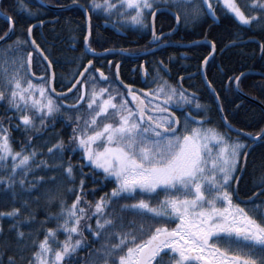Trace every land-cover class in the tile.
<instances>
[{"label": "snow or ice", "instance_id": "1", "mask_svg": "<svg viewBox=\"0 0 264 264\" xmlns=\"http://www.w3.org/2000/svg\"><path fill=\"white\" fill-rule=\"evenodd\" d=\"M215 2L242 26L264 33V0L243 5L237 0ZM72 3L86 16L84 55L99 60L115 52L112 48L102 52L92 48L88 8L78 0ZM9 6L31 17L38 15L28 12L23 0ZM89 7L94 12L102 9L109 17L119 16L125 24L130 22L149 35L148 44L154 47H146L143 55H155L161 47L171 45L168 37L180 27L194 29L204 23L205 14L213 22L219 19L213 0H103V4L91 0ZM157 13L174 21L169 32L163 27L157 31ZM5 18L8 31L0 35V41L14 31L12 17ZM34 27L37 25L30 24L27 38H17L10 46L15 53L7 62L10 67H0V101H7L6 112H14L7 117L10 124L13 119L18 121L12 127L25 133L15 149L9 127L0 118V202L11 205L0 210V220L10 221L8 232L15 239L14 254L7 256L6 264H71L78 250L89 248L85 230L104 241L100 248L91 249L86 264H264V174L254 184L257 191L245 193L247 198H241L239 187L250 152L258 142L264 145V127L255 134L235 127L229 117L239 115L240 105L229 101L233 107L226 109L224 103L228 94H242L241 84L249 74L242 70L231 75L224 72L216 63V42L205 35L209 51L200 59L197 73H189L187 79L197 74L203 79L220 116L218 127L209 126L210 107L200 102L196 92L183 87L185 77L175 84L165 78L170 69L162 59L150 63L151 74L140 65L145 87L137 89L120 80L119 62L107 61L110 79L102 70L104 65L96 67L92 59L81 64V57H75L78 70L71 73L70 86L64 85L67 91L57 93L51 87L53 62L33 38ZM199 43L193 41L192 45ZM241 43L230 39L220 51ZM257 43L259 59L264 61V42ZM23 47L31 51L24 53ZM33 52L49 70L48 78L40 83L30 78L35 76ZM213 70L224 76L221 91L209 79ZM260 76V82L251 87L264 93V73ZM98 82L105 86L98 88ZM57 118L70 122L67 141L56 134L54 141L34 145L33 137L39 139L49 126L54 127ZM77 150L85 164H73L70 156L65 158L66 152ZM86 166L89 173L83 171ZM97 170L114 186L98 200L88 201L85 177L97 183ZM40 171L46 175H38ZM91 191L94 194L96 190ZM66 194L74 195L71 204ZM53 204L59 209L55 213L48 211ZM40 210L45 211V218L38 221ZM125 213L139 217V222L126 219ZM49 221H54L55 227H46ZM61 234L63 240L59 239ZM6 241L0 225V264H5L6 253L13 252ZM29 248L32 251L25 256L24 250Z\"/></svg>", "mask_w": 264, "mask_h": 264}, {"label": "trees", "instance_id": "2", "mask_svg": "<svg viewBox=\"0 0 264 264\" xmlns=\"http://www.w3.org/2000/svg\"><path fill=\"white\" fill-rule=\"evenodd\" d=\"M48 4L55 6H63L72 4V0H43ZM91 0H78L79 4L84 5L90 11L91 16V25H92V35L90 37V42L92 48L96 50L103 51L104 48H122L130 50H144L146 47H149L148 44V35L145 34L143 30H137L138 26H133L130 22L127 23L126 26L121 27L124 31H126V40H123L122 35L115 34L110 29H102L99 23L101 20H109L114 24H118L119 19L114 16L109 17L106 13L103 12L102 9L96 10L95 12L91 7H89ZM98 3L103 4V0H97ZM238 3L250 2V0H237ZM24 3V0H23ZM14 5L15 0H2L0 4V10L3 14L7 16H11L15 29L13 35L0 46V67L9 68L10 64L7 63L11 59L14 58L15 53L11 50L10 46H13L14 41L17 38L24 40L26 39V29L30 24H34L40 20L46 21L50 20L43 28L44 40L41 38L40 34L34 33V37L41 49L46 50V54L49 55V59L52 60L53 69L55 72V86L57 89L67 90L64 85H68L69 81L72 80V72L77 71V62L74 61L75 57H81L79 63L86 64L88 59H92L97 63V59L92 55H84L85 48L83 44V37L86 34V20L84 16V12L79 7H73L67 13H70V17L67 22L61 18L62 11H54L47 7H44L40 4H32V6L28 7L27 4L24 6L28 12L38 13L36 17H31L27 15L25 12H17L14 11L12 7L9 5ZM214 8L216 9V15L219 19L215 22L205 14L204 23L195 27L194 29L189 28L185 29L184 27H180L178 34L176 35V39L184 38V40L193 42V41H204L205 35H207V39L209 41H215L217 45V53H216V63L223 68L224 72H227L229 75L232 72L245 71L249 72L248 77L243 80L241 84L242 94L237 95L235 92L228 94V100L224 101L226 109L228 107H233L229 101H235L236 104L240 105L239 115L233 119V117H229L230 121L237 128H242L245 132H252L255 134L260 130L261 127H264V109L257 103L253 102L251 99L258 100L259 102L264 101V93L258 90L255 87H251L253 83H259L261 80V73H264V61L259 59V44L257 42H264V33L258 31H252L247 26H242L238 23L230 14L227 13L226 9L222 4H217L215 0H213ZM61 12V13H60ZM60 13V14H59ZM58 16V18H57ZM56 20L55 22L51 20ZM156 26L158 28L163 27V30H170L174 27V21L167 14L159 15L156 20ZM8 31V22L4 18L0 17V35H3L4 32ZM104 32L105 40L101 41L99 39V33ZM125 33V32H124ZM236 38L239 41H245L248 39H255V41H247L242 43L240 47L235 48H227L224 52L221 53L220 49L224 44H227L230 39ZM136 40V42H134ZM191 50L194 51V66L198 69L200 64V59L207 55L209 48L205 42L199 43L195 46L191 45ZM22 51L24 53L31 51L29 47H23ZM243 52L245 55L242 57L239 55ZM175 50L170 49L168 52L163 53L158 57H154L152 60L156 61L159 57L168 64V67L174 66L175 62ZM169 57H171V62H169ZM111 58H119L122 62L120 65V72L125 79L124 73L129 68L133 67L132 60H130L126 56L121 55H107L103 57L105 60H110ZM117 60V59H116ZM143 61V60H142ZM117 61H114L113 64H116ZM44 62L40 59V57L34 52L33 53V72L36 77H30L33 80V83H40L42 79H47L49 76L48 69L45 68ZM140 68V66H138ZM150 67V66H148ZM146 68V66H145ZM82 70V69H79ZM104 71L109 72V76L111 79V73L109 69L104 65ZM232 70V71H229ZM209 79L214 81L215 87L217 91H221L224 87L223 81L224 76L219 70H213L209 72ZM200 84L202 85V102L205 103L208 107H210L211 111L207 113L208 118L211 121V126H220V116L216 112L215 104L212 102V97L210 95L209 90L205 87L204 82L200 78ZM224 93H222L223 99ZM249 97V98H248ZM71 101H66L65 103H70ZM7 108V101H0V118L4 120L6 126L9 127V131L11 133L13 147L15 149H19V142L24 140L25 133L24 131L18 130L12 127V124L18 123L15 119L9 123L7 117L14 116V112L12 110L5 109ZM233 110H235L233 108ZM61 112H64V109H61ZM223 130V129H221ZM71 132L70 122H66L64 119L57 118L54 127L49 126L46 131L41 133L39 139L35 136L33 137L32 143L34 145H41L44 140L51 139L54 141L56 139V134L63 137L65 141H67L68 135ZM234 136L235 133H232ZM42 151H46V148H42ZM71 157V161L73 164H85L81 157V153L77 150L73 153H65V158ZM83 171L85 173L90 172L89 167H84ZM38 175H46L43 171L37 173ZM264 174V145H261L259 142L254 147V150L250 152L247 158L246 170L243 173L240 181V194L241 198H247L245 193L251 195L253 191H257L254 187V184L258 183L260 177ZM51 175V173H48ZM57 178L61 177V173H55ZM97 183H93L91 179L85 177V189L88 190V195L86 199L88 201L98 200L101 195L107 193L114 186L108 180H104L102 174L97 170ZM79 181V176H77V182ZM95 189V193L91 191ZM3 195V194H0ZM66 200L68 204H71L74 199V195L66 194ZM147 199V197H145ZM131 202V201H121ZM155 202V201H153ZM43 203V200L41 201ZM11 205L8 203L0 202V210H8ZM18 206V205H17ZM35 207V205H33ZM58 207L53 204L48 211L52 213L57 212ZM126 219H135L139 222V217H133L130 213L124 214ZM45 218V211H38L36 219L43 220ZM91 223L93 226L95 225V217H93ZM10 221L8 220H0V225L3 226L5 230V235L7 236L6 243L11 246L13 252H8L4 255L3 259L5 260V264L7 261V256L14 254L15 250V239L14 234L8 232ZM46 227H55L54 221H49ZM27 233V226L22 228ZM84 237L89 241L88 249H81L75 254V259L71 262V264H86L89 252L93 248H100L104 243L102 239H94L90 233L85 230ZM43 236L39 237L42 239ZM65 237L63 234L59 236L60 240H63ZM32 249H25L24 255L29 256Z\"/></svg>", "mask_w": 264, "mask_h": 264}, {"label": "flooded vegetation", "instance_id": "3", "mask_svg": "<svg viewBox=\"0 0 264 264\" xmlns=\"http://www.w3.org/2000/svg\"><path fill=\"white\" fill-rule=\"evenodd\" d=\"M24 3H25V6L27 4L28 7L32 6V4H34V5L38 4L37 0H24ZM0 4H1V2H0ZM67 12L68 11H62V14H61V18L63 20H65L66 22H67L68 18L70 17V13H67ZM0 13L2 15L6 16L5 14H3L1 12V10H0ZM89 13H90V11H89ZM84 16H85V14H84ZM114 17L119 19V22H118L117 25L112 23V22H110L109 20H101V23H99V25L101 26V28L103 30L108 28V29L112 30L115 34L122 35L123 40H126L127 39L126 31H124L121 27H124L127 24H125V22L123 20H121V18L119 16H114ZM57 18H58V16H57ZM157 18H156V20H157ZM85 20H86V17H85ZM49 21L50 20L44 21L45 24L42 26V28L36 27V28L33 29V32H32L33 38H35L34 37V33H37V34H40V36H41V38L43 40L45 39L44 38V33H43V28ZM51 21L55 22L56 20L53 19ZM38 23H39V21L35 22L34 25L38 24ZM110 24H113L117 28H119L120 32H118L115 29H113L110 26ZM14 29H15V26H14ZM156 29L159 32L161 30V27L158 28L156 26ZM163 31L164 32H168L170 30H163ZM177 34H178V32L176 34L171 35L170 37H168V39L172 41V44L171 45H165V46L161 47L160 49H158L155 52V55H146V56L139 57V58L128 57L130 60H132V62H133L132 64L134 66L129 68L127 71H125V73H124L125 79H123V77L121 75V72H120V77H121L122 81L125 84H132L137 89L144 88L145 87V77L142 74L141 68H139L138 66H140L141 64H144L146 66V68L148 69V72L151 74L152 68L150 66V63L154 62V60H152V59L154 57L160 56V54L162 55L163 53L168 52V50L170 51V49H174L175 50L174 56L176 57L174 59L175 60V62H174L175 65L174 66L172 65V66L169 67L170 73L169 74H164L165 78L168 79L169 82L175 84L176 81L179 80L180 77H182V76L185 77V79L183 80V87L188 89L189 91L196 92L197 95L200 97V102L205 105V103L202 102V98H201L202 97V91H201L202 90V88H201L202 85L200 84V78L201 77L199 76V74H197L194 77V79H192V80L187 79V76H188L189 73H197V69L194 66V55L195 54H194V51L191 50V45H190L192 42L186 41V40H184V38H181L179 40L176 39V35ZM98 36H99V39L101 41L105 40L104 32L99 33ZM148 39H150L149 35H148ZM134 42H136V40H134ZM149 47H154V45H150ZM112 49L119 50V49H122V48L112 47ZM96 51L97 52H101L100 50H96ZM142 51H144V50H142ZM142 51L141 50H130L128 52L132 53V52H142ZM111 55H121V54L116 53V54H110L109 56H111ZM121 56H124V55H121ZM110 60L112 61V63H114V61H117V62H119L120 65H121V62H122L119 58H111ZM157 60H161V58L159 57ZM107 61L108 60H105V59H103V57H101L99 60H97V63H95V61H93V63H94V65L96 67H101V65H106V67L108 68ZM148 66H150V67H148ZM104 72L109 75L108 71H104ZM109 78H110V76H109ZM149 79H150V76H149ZM202 81H203V79H202ZM189 111H191V109H189ZM176 115L177 116H181V113L179 111H177ZM193 115H196V113L193 112ZM199 118L200 117L197 116V119H199ZM209 126H211V125H209ZM231 135H233V134L231 133Z\"/></svg>", "mask_w": 264, "mask_h": 264}, {"label": "water", "instance_id": "4", "mask_svg": "<svg viewBox=\"0 0 264 264\" xmlns=\"http://www.w3.org/2000/svg\"><path fill=\"white\" fill-rule=\"evenodd\" d=\"M0 2H1V0H0ZM40 5H42V6H44V7H47V8H49V9H52V10H54V11H66V10H69V9H71V8H73V7H77L76 5H73V4H70V5H66V6H54V5H51V4H48V3H46V2H44L43 0H39V2H38ZM79 4V3H78ZM84 12V11H83ZM160 13H157V17H158V15H159ZM88 15H89V12H88ZM0 16L2 17V18H4L5 20H6V16H4V15H2L1 13H0ZM90 16V15H89ZM156 17V18H157ZM45 24V22L43 23V25ZM35 25H37V27H40V28H42V26L43 25H40L39 23L38 24H35ZM110 26L112 27V28H114V29H116V27L115 26H113V25H111L110 24ZM34 28H36V27H34ZM33 28V29H34ZM117 30V29H116ZM118 31V30H117ZM179 31V30H178ZM177 31V32H178ZM14 32V31H13ZM13 32H10L9 33V35H8V37L5 39V40H3V41H0V46L3 44V43H5L12 35H13ZM169 32V31H168ZM176 32V33H177ZM175 33V34H176ZM174 35V34H173ZM205 41V40H204ZM204 41H200L201 43L202 42H204ZM247 41H255V39H248V40H245V41H241L242 43H245V42H247ZM241 43V44H242ZM190 45H192V43L190 44ZM113 53H118V54H121L120 53V51L119 50H116L115 52H113ZM138 53H140V55L139 56H137V55H132L131 54V52H126V53H123L122 55H126V56H129V57H133V58H139V57H143V56H146V55H143V51L142 52H138ZM33 59V58H32ZM145 66V65H144ZM51 71L52 72H54V69H53V65H52V69H51ZM32 72H33V69H32ZM55 73V72H54ZM247 73H249V72H247ZM120 80H122L121 79V77H120ZM125 84V83H124ZM51 87H55V79L53 80V82H52V84H51ZM56 88V87H55ZM56 92L57 93H61L62 91L61 90H57L56 89ZM64 92H66V91H64ZM70 95V94H69ZM249 98V97H248ZM128 99L129 100H131V98L130 97H128ZM249 100H252L253 102H255V103H257V104H259L260 106H261V102H259L258 100H255V99H251V98H249Z\"/></svg>", "mask_w": 264, "mask_h": 264}, {"label": "rangeland", "instance_id": "5", "mask_svg": "<svg viewBox=\"0 0 264 264\" xmlns=\"http://www.w3.org/2000/svg\"><path fill=\"white\" fill-rule=\"evenodd\" d=\"M105 85H104V83L103 82H98V84H97V87L99 88V87H104Z\"/></svg>", "mask_w": 264, "mask_h": 264}]
</instances>
